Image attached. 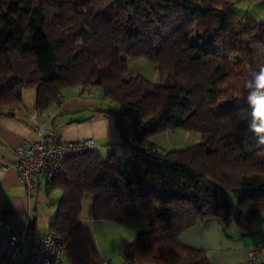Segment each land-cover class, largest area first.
<instances>
[{
  "label": "trees",
  "instance_id": "1",
  "mask_svg": "<svg viewBox=\"0 0 264 264\" xmlns=\"http://www.w3.org/2000/svg\"><path fill=\"white\" fill-rule=\"evenodd\" d=\"M136 58L156 81L130 73ZM261 68L264 21L225 0H0L1 115L15 116L29 88L40 110L76 86L118 107L99 111L114 114L129 154L117 164L96 150L68 159L53 182L63 194L50 231L66 243L88 196L96 220L147 219L124 264H211L179 241L183 230L217 218L247 232L264 213V145L247 99H264L253 79ZM177 129L200 139L169 151L151 140Z\"/></svg>",
  "mask_w": 264,
  "mask_h": 264
},
{
  "label": "crops",
  "instance_id": "2",
  "mask_svg": "<svg viewBox=\"0 0 264 264\" xmlns=\"http://www.w3.org/2000/svg\"><path fill=\"white\" fill-rule=\"evenodd\" d=\"M225 1L238 14L264 21V0ZM129 64L130 73L156 81L154 66L144 58L131 59ZM101 109L117 111L118 107L105 99L98 87L66 88L62 102L53 103L45 110L36 107V90L29 88L25 89L23 103L16 108L15 116L0 114V220L27 229L22 259H26L38 240L50 231L63 194L54 183L37 175L34 180L39 195L29 198L12 166L17 147L24 140L37 139L31 115L39 110L38 119L64 140L92 137L98 153L104 157L111 153L115 159H123L130 148L122 140L114 114H105L99 111ZM192 133L165 131L155 141L153 137L151 140L162 151L183 149L196 143L199 133L195 136ZM92 208L93 198L88 196L83 202L80 225L67 240L58 264H124L123 249L139 232L150 228L147 219L127 223L96 220ZM257 218L260 221L254 224ZM249 228L243 232L233 220L222 223L217 218H208L183 230L178 239L184 245L203 250L211 264H247L248 252L264 234V213L252 218ZM8 239L9 234L0 227V245L6 246Z\"/></svg>",
  "mask_w": 264,
  "mask_h": 264
},
{
  "label": "built area",
  "instance_id": "3",
  "mask_svg": "<svg viewBox=\"0 0 264 264\" xmlns=\"http://www.w3.org/2000/svg\"><path fill=\"white\" fill-rule=\"evenodd\" d=\"M39 113L40 111L36 110L31 115L37 139L24 140L17 147L15 160L12 162L29 198L39 195L34 180L37 175H42L48 183H53L68 159L95 150V141L92 137L79 140L60 138L54 130L48 129L38 119ZM113 163L120 162L114 159ZM0 227L9 234L7 245H0V264H58L64 255L66 243L52 231H48L38 240L28 257L22 259L27 229L2 220ZM247 264H264V234L260 235L248 252Z\"/></svg>",
  "mask_w": 264,
  "mask_h": 264
},
{
  "label": "clouds",
  "instance_id": "4",
  "mask_svg": "<svg viewBox=\"0 0 264 264\" xmlns=\"http://www.w3.org/2000/svg\"><path fill=\"white\" fill-rule=\"evenodd\" d=\"M254 85L256 89H264V68L259 72L253 73ZM251 88L252 84L249 83ZM247 99L254 102L253 119L249 122V130L258 137V143L264 145V99H257L256 92H250Z\"/></svg>",
  "mask_w": 264,
  "mask_h": 264
},
{
  "label": "rangeland",
  "instance_id": "5",
  "mask_svg": "<svg viewBox=\"0 0 264 264\" xmlns=\"http://www.w3.org/2000/svg\"><path fill=\"white\" fill-rule=\"evenodd\" d=\"M31 89H33V88H31ZM32 91H33V90H32ZM172 131H174V130H171V132H172ZM176 131H179V132H182V133L185 132V130H182V129H177ZM190 133H192V132H190ZM169 134H170V133H169ZM194 134H195V133H192L193 136H195ZM158 137H160L159 134L156 135V136H154V137H153V141H155ZM199 139H200V138L197 137V139L195 140V142H198ZM95 150H96V149H95ZM229 199L231 200L232 210L234 211V210L236 209V207H235V200H234V198H233V196H232L231 194L229 195ZM257 221H260V219L257 218V220H255L254 224H256ZM255 226H256V225H255ZM233 227H234V226H233Z\"/></svg>",
  "mask_w": 264,
  "mask_h": 264
}]
</instances>
